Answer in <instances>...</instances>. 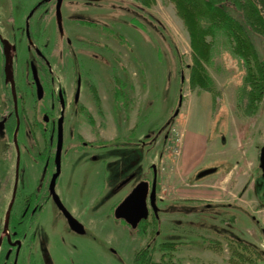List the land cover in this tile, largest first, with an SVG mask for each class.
I'll return each instance as SVG.
<instances>
[{
  "label": "flooded vegetation",
  "instance_id": "obj_1",
  "mask_svg": "<svg viewBox=\"0 0 264 264\" xmlns=\"http://www.w3.org/2000/svg\"><path fill=\"white\" fill-rule=\"evenodd\" d=\"M18 1L23 6L18 16L10 8L14 0L0 4V174H4L0 178L4 193L0 199L6 200V194L10 193L6 223L0 227V264H90L95 233L106 231L102 223H98L101 230L93 225L106 208L127 230L137 234L134 249H126V258L121 255L126 264H190L153 256L160 252L162 258H171L179 250L198 249L200 245L220 251L222 243L217 236L227 239L229 233L206 230L205 222L210 219L217 223L222 218L221 212L218 214L208 206L206 216L200 208L205 200L176 198L173 192L162 196L155 161L158 134L155 140L153 132L145 139L140 135L135 140L136 130L126 136L125 127L122 129L126 69L118 56H113L111 63L115 51L108 44L113 40L119 48L125 46L117 21L100 25L98 15L91 10L84 12L74 6L64 9L67 0H36L27 7L26 0ZM75 1L81 2L82 8L105 2ZM133 1L140 12L148 8L141 0ZM106 3L110 10H124L123 4ZM100 37L102 42L98 41ZM110 86L113 93L112 102L109 95V105L118 106L119 125L114 136L107 137L102 128L109 116L101 100V89L109 93ZM131 134H135L134 139ZM138 144L151 154L148 175L141 177L127 195L110 205L94 188L93 197L84 200L83 208L88 212L80 215L65 204L58 190V180L65 168L93 161L100 158V153L117 156L121 163L125 149L130 145L128 148H136ZM260 154L261 150L259 161ZM102 159L106 162V157ZM135 175L132 172L121 180L115 190L132 181ZM144 182L148 216L133 225L126 218L117 217L116 210ZM191 202L197 207L188 209L180 205ZM63 206L78 222L69 221ZM49 208L65 221L67 230L58 228L57 219L48 220ZM129 216L134 219L141 214L131 211Z\"/></svg>",
  "mask_w": 264,
  "mask_h": 264
},
{
  "label": "rangeland",
  "instance_id": "obj_2",
  "mask_svg": "<svg viewBox=\"0 0 264 264\" xmlns=\"http://www.w3.org/2000/svg\"><path fill=\"white\" fill-rule=\"evenodd\" d=\"M35 1L26 0V7ZM67 1L64 9L74 6L75 9H84V12L91 10L98 15L96 17L100 25L117 21L123 31L124 47L119 48L113 40L108 41L117 54L111 55V63L113 56H118L121 66L126 69L123 89L126 112L120 123L122 129L125 127L126 136L131 131H137L135 140L140 135L145 139L152 132L155 140L158 134V157L155 161L159 185L162 182L160 194L167 197L173 192L176 198H182L188 197L186 194L191 189L192 192L206 195V203L211 204H201L203 212L211 208L222 215L217 223L207 219L206 230L229 233L227 239L217 236L222 243L220 251L209 250L205 245H200L198 249L179 250L171 258H162L158 252L153 259H172L190 264H264V173L259 161V152L264 147V102L254 114L246 115L242 111L239 87L244 70L231 52L225 49L223 39L217 45L214 61L208 67L217 88V94L214 95L203 89L190 87L189 65L193 64L190 34L172 0H153L147 5L143 3L148 8L141 11L142 14L133 0H105L91 8H82L79 1ZM109 1L116 2L117 5L123 4L124 10H110L106 3ZM14 2L10 8L18 16L23 6H19L22 4L19 1ZM72 3L74 4L71 5ZM0 4L7 5V0H0ZM101 40L103 39L100 37L98 41L102 42ZM255 41L261 47L262 40L256 38ZM112 93L113 86H110L109 93L101 89V100L109 116L101 128L103 135L107 137L114 136L115 127L119 125L118 106L109 105V95L112 102ZM195 130H204L207 134L199 138L203 148L206 138L210 142L207 155L190 173L189 169L194 163L189 157L188 141L189 135ZM134 137L135 134L131 139ZM128 147L121 163L117 161V156L100 153V158L65 168L58 180V190L65 204L80 215L83 211L88 212L83 208L84 200L93 197L94 188L95 193L98 189L99 197L109 201L110 205L127 195L141 177L148 175L147 163L151 157L145 146L138 144L136 148ZM95 154L99 155L98 152ZM227 156L231 164L237 163L245 170L244 185L234 187L230 183H220L219 180L205 183L204 180L223 175L226 164L221 161ZM103 157H106V162ZM114 157L117 162L113 161ZM214 166L218 167L216 172L203 178L198 177L199 172ZM132 172L136 173L135 178L115 190L120 181ZM3 175L0 174V178ZM190 183H195L196 186L190 187ZM2 192L0 186V195L4 194ZM6 195V200L0 199V227L6 223L5 213L10 202V193ZM222 200L229 202L222 203ZM242 204L245 207H240ZM180 205L188 209L197 207L193 202ZM47 216L49 221L57 219L60 230H67L65 221L59 218L55 210L49 208ZM226 222L233 230L227 228ZM98 223H102L106 231L103 234L95 233L90 264H126L121 255L127 257L126 249L134 247L132 245L137 234L133 230H127L124 223L115 219L107 208L93 225L96 230H101L102 226ZM149 231L151 237L156 239L155 233ZM239 242L255 245L260 253L243 249Z\"/></svg>",
  "mask_w": 264,
  "mask_h": 264
},
{
  "label": "trees",
  "instance_id": "obj_3",
  "mask_svg": "<svg viewBox=\"0 0 264 264\" xmlns=\"http://www.w3.org/2000/svg\"><path fill=\"white\" fill-rule=\"evenodd\" d=\"M141 1L149 4L153 0ZM172 1L190 34L193 52V64L189 65L190 87L217 94L208 67L222 38L225 49L244 70L239 87L241 109L246 115L254 114L264 102V0ZM256 38L262 40L261 47ZM96 100L99 101L97 96ZM239 243L245 250L260 253L250 244Z\"/></svg>",
  "mask_w": 264,
  "mask_h": 264
},
{
  "label": "crops",
  "instance_id": "obj_4",
  "mask_svg": "<svg viewBox=\"0 0 264 264\" xmlns=\"http://www.w3.org/2000/svg\"><path fill=\"white\" fill-rule=\"evenodd\" d=\"M203 135H207L204 132V130L203 131H196L195 130L193 133H191V135H189V141H188L189 157H190L191 162L194 163L189 169L190 173L192 171H194L195 168H197V166L201 162V160L203 158H205V155H207L210 139L206 138L205 148H203L199 142V138H203ZM229 159H230L229 156H227L221 161V163L226 164V167L224 168L225 171H224L223 175L218 176L216 178H211L209 180H204L205 183L212 182L213 180H219L220 183H223V184H225V182L230 183L231 186L233 185L234 187L235 186H241V185L243 186L244 185L243 174L245 173V170L243 168H240L237 163L231 164ZM214 167H216V169L218 170L217 166H214ZM200 184H198V185H200ZM189 185H190V187H192V185L196 186L195 183L194 184L190 183ZM186 196H188L190 198H196V199L208 201L206 198V195L204 196V195L199 194L197 192H192L191 189H189ZM220 202L228 203L229 201L224 202L222 200ZM240 207H245V206L242 204V206H240Z\"/></svg>",
  "mask_w": 264,
  "mask_h": 264
},
{
  "label": "water",
  "instance_id": "obj_5",
  "mask_svg": "<svg viewBox=\"0 0 264 264\" xmlns=\"http://www.w3.org/2000/svg\"><path fill=\"white\" fill-rule=\"evenodd\" d=\"M260 167L264 173V147L261 149L260 154ZM216 167L207 168L199 172L198 177L203 178L206 175L212 174L216 172ZM55 196L57 194L55 193ZM58 197V196H57ZM152 197L154 195L152 194ZM59 199V198H58ZM147 190H146V183L144 182L143 185H139L117 208L116 216L117 217H124L133 225H136V222L140 221L142 218H146L148 216V208H147ZM60 203L61 200L59 199ZM64 207V206H63ZM63 211L66 213V216L69 218L70 222H78L64 207ZM139 211L141 216L137 218H131L129 216L130 212Z\"/></svg>",
  "mask_w": 264,
  "mask_h": 264
}]
</instances>
